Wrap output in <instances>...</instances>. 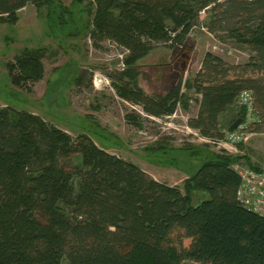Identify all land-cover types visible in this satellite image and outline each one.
<instances>
[{
	"label": "trees",
	"instance_id": "obj_1",
	"mask_svg": "<svg viewBox=\"0 0 264 264\" xmlns=\"http://www.w3.org/2000/svg\"><path fill=\"white\" fill-rule=\"evenodd\" d=\"M84 1L93 44L109 40L125 51L110 82L117 96L141 110L125 113L127 123L140 128L148 117L188 109L184 90H192L197 112L187 126L215 144L238 115L239 95L249 90L257 119L247 132H264V0L71 3ZM29 3L47 7L51 31L78 34L71 10L59 0H0V23H16ZM202 12V27L244 44L248 59L233 63L206 51L192 78L181 74L163 92L147 93L137 62L164 45L185 70L193 51L188 37ZM45 55V47H23L6 61L11 85L29 91L44 76ZM202 146L179 147L167 160L185 164L179 188L86 133L73 136L38 114L0 106V264H264V214L238 200L241 176L233 165L264 169L246 155ZM146 148L163 156L172 151L161 143Z\"/></svg>",
	"mask_w": 264,
	"mask_h": 264
},
{
	"label": "rangeland",
	"instance_id": "obj_2",
	"mask_svg": "<svg viewBox=\"0 0 264 264\" xmlns=\"http://www.w3.org/2000/svg\"><path fill=\"white\" fill-rule=\"evenodd\" d=\"M59 1L71 10V22L74 21L75 29L79 30L77 35L51 31L50 20L46 15L47 7L42 6L38 10L31 3L18 11L19 19L16 23H0V106L12 105L38 114L73 136L80 132L86 133L101 148L134 162L156 180L179 188H182L187 175L185 164L178 162V168L166 163L179 147L202 146L207 142L209 150L219 151L223 148L231 154L241 155L239 150L245 146L252 149L251 145H254L255 150L251 154L258 156L261 141L258 135L250 139V132L245 133L246 138L239 143L240 146L236 144L235 149H229L224 146L230 145L214 144L201 137L197 131H190L187 117L197 109L194 100L196 95L192 90H184L190 97L188 109L179 106L172 115L148 117L140 128L127 123L125 113L141 110L117 96L110 82V75L122 66L120 60L124 49L109 40L98 41V46L93 44V40L88 37L87 26L91 16L86 1L81 4H73L72 0ZM200 19L201 25L193 28L188 37L193 51L185 70L180 69L173 60L172 51L164 45L155 46L137 62L139 85L147 93L163 92L181 74L183 79L192 78L206 51L233 63H242L248 59L249 50L244 44L223 33L217 32L214 35L208 32L202 27L206 21L204 12L200 14ZM39 46L46 48L43 78L32 84L29 91L12 86L4 63L12 60L23 47ZM160 143L166 144L172 151L163 156L146 148L147 145ZM188 242L189 239H185L184 245L187 246ZM185 264L201 263L187 261Z\"/></svg>",
	"mask_w": 264,
	"mask_h": 264
},
{
	"label": "built area",
	"instance_id": "obj_3",
	"mask_svg": "<svg viewBox=\"0 0 264 264\" xmlns=\"http://www.w3.org/2000/svg\"><path fill=\"white\" fill-rule=\"evenodd\" d=\"M239 104L246 107L245 120L233 131H226L224 140L218 141L220 145L234 146L245 140L249 123L255 121L257 116L253 108V98L249 90H244L238 97ZM241 176V184L237 190L238 200L247 208L264 214V173L255 171L242 161L233 165Z\"/></svg>",
	"mask_w": 264,
	"mask_h": 264
},
{
	"label": "crops",
	"instance_id": "obj_4",
	"mask_svg": "<svg viewBox=\"0 0 264 264\" xmlns=\"http://www.w3.org/2000/svg\"><path fill=\"white\" fill-rule=\"evenodd\" d=\"M200 62H201V60H200ZM199 67H200V65L198 66V68L196 69V71L199 69ZM189 107V106H188ZM196 112H197V109H196V111L195 112H193L192 114H189V116L187 117V119L189 118V117H192V116H194L195 114H196ZM189 129V128H188ZM190 131H192L193 133L195 132V131H193L192 129H189ZM250 134V136H249V138L250 137H253V136H259V138H260V141H261V149L259 150V154H258V156L256 157V156H253L251 153H252V151L253 150H255L254 148V145H251V148L252 149H248L247 148V146H245V148H243V150H239L238 152H240L241 153V155H246V157H249V159H250V161L253 163H255V165H257V166H259L261 169H264V132H261V133H254V132H250L249 133ZM251 139V138H250ZM251 142V141H250ZM249 142V143H250ZM220 145H222V144H220ZM249 145V144H248ZM224 148H232V149H235V145L234 146H224ZM253 163V164H254Z\"/></svg>",
	"mask_w": 264,
	"mask_h": 264
},
{
	"label": "water",
	"instance_id": "obj_5",
	"mask_svg": "<svg viewBox=\"0 0 264 264\" xmlns=\"http://www.w3.org/2000/svg\"><path fill=\"white\" fill-rule=\"evenodd\" d=\"M246 114V107L244 104L239 105V111L236 119L229 125L228 131H233L236 129L244 120Z\"/></svg>",
	"mask_w": 264,
	"mask_h": 264
}]
</instances>
